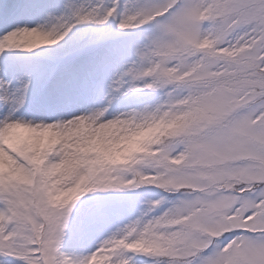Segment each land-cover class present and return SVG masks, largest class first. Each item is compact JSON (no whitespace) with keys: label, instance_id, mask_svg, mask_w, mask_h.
I'll return each instance as SVG.
<instances>
[{"label":"snow or ice","instance_id":"1","mask_svg":"<svg viewBox=\"0 0 264 264\" xmlns=\"http://www.w3.org/2000/svg\"><path fill=\"white\" fill-rule=\"evenodd\" d=\"M0 264H264V0H0Z\"/></svg>","mask_w":264,"mask_h":264}]
</instances>
